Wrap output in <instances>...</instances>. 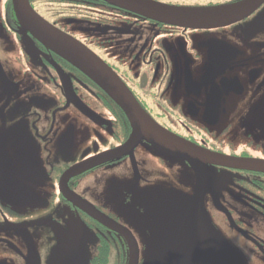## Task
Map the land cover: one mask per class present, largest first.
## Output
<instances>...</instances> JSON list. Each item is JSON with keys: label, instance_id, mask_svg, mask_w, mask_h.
Instances as JSON below:
<instances>
[{"label": "flooded vegetation", "instance_id": "af4514ba", "mask_svg": "<svg viewBox=\"0 0 264 264\" xmlns=\"http://www.w3.org/2000/svg\"><path fill=\"white\" fill-rule=\"evenodd\" d=\"M155 1L214 7L242 0ZM29 4L100 57L170 134L264 159L262 121L249 115L264 97V1L209 28L158 22L106 0ZM130 134L106 93L26 30L13 0H0V264H127L125 233L143 264L145 241L133 216L143 212L140 199L160 190L190 196L197 179L187 161L147 141L124 148ZM210 170L203 206L212 225L243 264H264V172Z\"/></svg>", "mask_w": 264, "mask_h": 264}, {"label": "water", "instance_id": "95a60500", "mask_svg": "<svg viewBox=\"0 0 264 264\" xmlns=\"http://www.w3.org/2000/svg\"><path fill=\"white\" fill-rule=\"evenodd\" d=\"M106 1L158 22L190 28H209L244 18L264 0H242L214 7H180L155 0ZM13 3L15 13L26 30L86 74L123 111L131 126V134L123 145L124 148L144 140L152 144L160 154L187 161L194 169L196 189L190 196L184 195L182 205L174 209L176 217L172 226L166 222L168 215L161 211H158L159 218L156 217V221L151 220V217L149 220L146 214L153 208L142 206L144 217L141 223L160 230L163 237L170 233L167 236L176 241V250L172 255H164L162 261L156 259L147 264H238L232 249L212 225L206 213L203 206V187L207 182H213L210 166L264 172V159L214 152L170 134L140 107L124 83L100 57L79 40L39 16L30 6L29 0H13ZM257 111L261 114L257 115ZM249 115L253 119L259 117L262 121L260 128L264 132V97ZM90 163L88 160L72 167L65 176L86 169L92 165ZM125 235L129 246L127 264H138V245L129 233ZM161 253L158 254L159 258Z\"/></svg>", "mask_w": 264, "mask_h": 264}, {"label": "rangeland", "instance_id": "374dc122", "mask_svg": "<svg viewBox=\"0 0 264 264\" xmlns=\"http://www.w3.org/2000/svg\"><path fill=\"white\" fill-rule=\"evenodd\" d=\"M158 193L159 194L156 196H152V195H150V197L148 196L147 199L145 200L141 198L140 201L142 203L140 205L142 206L148 205L153 208L152 211H149L146 214L149 220L151 217V220L156 221V217L159 218L158 211H161L168 215L166 218V222L171 224L172 226L173 223L175 222V217H176L174 213V209L182 205L183 196L185 195V193L179 190H175L174 193H171V194H170V190H164V191L160 190ZM207 215L209 216L208 213ZM133 216L136 219L135 226L137 229L140 230L142 234V238L145 241V251H143L141 255L142 263L147 264L156 259L162 261V257L164 255H172V253L176 250L175 248L176 241L175 239L167 236L168 234L170 235V233H168L166 237H163L164 235L161 234L160 230H154L151 228V225H147L144 223L142 224L141 219L144 217V212L139 213L138 211H136ZM209 219H210V216H209ZM217 231L220 235H222V233L219 230ZM222 237L225 239L223 235ZM225 242L232 249L233 253L237 257L236 261L238 262V264H243L240 257L235 253V251L228 244L226 239H225ZM159 253H161V258H159L158 256ZM83 264H88V261L84 260Z\"/></svg>", "mask_w": 264, "mask_h": 264}]
</instances>
